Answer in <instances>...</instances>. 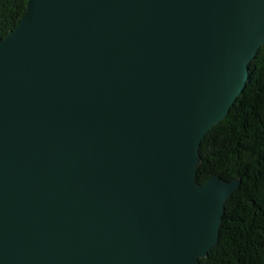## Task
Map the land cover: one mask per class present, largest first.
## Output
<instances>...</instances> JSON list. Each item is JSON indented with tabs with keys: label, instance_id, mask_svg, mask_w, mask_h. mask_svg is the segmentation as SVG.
<instances>
[{
	"label": "water",
	"instance_id": "water-1",
	"mask_svg": "<svg viewBox=\"0 0 264 264\" xmlns=\"http://www.w3.org/2000/svg\"><path fill=\"white\" fill-rule=\"evenodd\" d=\"M264 45V0H28L0 39V264H201L241 179L197 181Z\"/></svg>",
	"mask_w": 264,
	"mask_h": 264
},
{
	"label": "trees",
	"instance_id": "trees-1",
	"mask_svg": "<svg viewBox=\"0 0 264 264\" xmlns=\"http://www.w3.org/2000/svg\"><path fill=\"white\" fill-rule=\"evenodd\" d=\"M28 0H0V39L20 23ZM227 117L205 135L197 181L218 173L241 185L226 201L219 242L201 264H264V45Z\"/></svg>",
	"mask_w": 264,
	"mask_h": 264
}]
</instances>
